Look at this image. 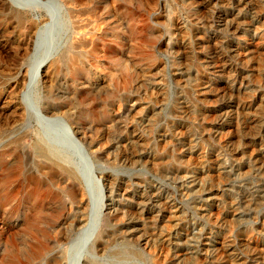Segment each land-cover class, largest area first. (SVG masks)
<instances>
[{"label": "rangeland", "instance_id": "rangeland-1", "mask_svg": "<svg viewBox=\"0 0 264 264\" xmlns=\"http://www.w3.org/2000/svg\"><path fill=\"white\" fill-rule=\"evenodd\" d=\"M17 1L0 0V177L13 164L19 181L39 177L41 156L64 158L93 229L53 250L72 215L65 199L18 194L0 209V264H55V251L62 264H264V0L215 1L222 28L197 0ZM32 27L41 41L18 55ZM71 35L76 51L46 69L30 102L18 97L15 123L4 96L20 69L32 77L36 56ZM46 106L72 114L79 146L59 143Z\"/></svg>", "mask_w": 264, "mask_h": 264}, {"label": "bare ground", "instance_id": "bare-ground-1", "mask_svg": "<svg viewBox=\"0 0 264 264\" xmlns=\"http://www.w3.org/2000/svg\"><path fill=\"white\" fill-rule=\"evenodd\" d=\"M11 4L14 2H19L17 0H9ZM48 1V0H46ZM51 1V0H50ZM55 3L59 0H52ZM69 3H75L76 0H66ZM189 1V0H187ZM199 1V8H204L207 9L208 12H211L213 16H216L215 19L217 21L215 22L218 28H222L223 25L227 23L229 16L226 13L220 12L219 9L215 6L214 2L218 0H197ZM62 2V1H61ZM67 2V3H68ZM219 2V1H218ZM217 2V3H218ZM13 3V4H14ZM64 3V2H63ZM84 3V2H83ZM185 3V2H184ZM243 3V2H242ZM12 4V6H14ZM16 4V3H15ZM72 4V5H73ZM190 5V4H189ZM246 7L249 6V0H245ZM71 8V7H70ZM192 8V7H191ZM254 8V7H253ZM100 9V8H99ZM241 10V9H240ZM190 11V10H189ZM248 11V10H247ZM256 12V11H255ZM104 13V12H103ZM253 13V12H252ZM70 14V13H69ZM236 14V13H235ZM234 15V14H233ZM89 16V15H88ZM98 16V15H97ZM239 16V15H238ZM83 17V16H82ZM231 17V16H230ZM71 19V17H70ZM103 20V19H102ZM186 20V19H185ZM231 20V19H230ZM237 20V19H236ZM81 21V20H80ZM100 22V21H99ZM214 22V21H213ZM85 23V22H84ZM195 23L200 28V21L198 19H195ZM240 23V22H239ZM237 22V25L239 24ZM243 23V22H242ZM195 25V26H196ZM250 25V24H249ZM44 25L43 27H45ZM85 26V25H83ZM243 25L241 24L240 27ZM247 26V25H246ZM261 26V25H260ZM41 27L40 30L43 28ZM87 27V26H86ZM90 27V26H89ZM216 27V28H217ZM85 28V27H84ZM110 28V27H109ZM113 28V27H112ZM15 29V28H14ZM26 29V28H25ZM40 30L38 33H40ZM33 31L34 27L29 28L25 33L22 34V41L21 43L17 46V54L18 55H30L35 48L39 45V42L41 41V38L39 37V34L37 35L36 41L32 43L33 39ZM90 31V30H89ZM255 31V30H254ZM188 32V31H186ZM12 33V32H11ZM72 33L73 30H72ZM1 34V33H0ZM262 34V31L256 30L254 32V35L260 36ZM2 35V34H1ZM91 35V34H90ZM92 36V35H91ZM3 38V37H2ZM213 35L212 33L204 39L203 37H200L197 42V46L201 45L202 43H205L206 41H212ZM80 40V39H79ZM89 41V40H88ZM119 41V40H118ZM205 41V42H204ZM83 42V41H81ZM90 42V41H89ZM76 42L72 41V35L70 39L66 41V45L60 46H52L49 48H44L38 56L35 58V73L33 74L32 77H30V72L27 69H20V73L18 78L13 79L15 80L12 85H11V90L9 95L4 96L5 99H7L12 106V114L11 117L13 116L14 122L15 123H20L23 118L25 117L22 112H20V107L18 104V97L21 100L22 103V98L26 99L28 97V93L31 90V86H35L38 82L39 79L43 78V75L46 73V69L51 67L52 68V74H57L61 67L65 64H67L70 60V56L72 52L76 51L75 49L77 48L76 45L74 44ZM84 44V43H83ZM85 44L88 45V42ZM97 44V43H96ZM82 45V44H81ZM91 45V43H90ZM89 45V46H90ZM95 45V44H92ZM32 46V47H31ZM75 47V48H74ZM80 47V46H79ZM98 47V46H96ZM32 48V49H31ZM103 49V48H102ZM214 50V49H213ZM92 51V50H91ZM232 51V50H231ZM89 54V53H88ZM95 54V53H94ZM75 55V54H74ZM96 55V54H95ZM92 56V55H91ZM94 56V55H93ZM80 57V56H79ZM115 59V58H114ZM78 61V60H77ZM76 62V61H75ZM76 64V63H75ZM72 65V64H71ZM77 65V64H76ZM122 71H127L128 65L124 64L122 66ZM93 68V67H92ZM178 74V73H177ZM229 74V73H228ZM48 75V74H46ZM53 76V75H52ZM48 77V76H47ZM52 78V77H51ZM208 78V77H207ZM244 79V78H243ZM56 80V79H55ZM184 81V80H183ZM144 82V81H143ZM10 83V82H9ZM209 83V82H208ZM242 83V82H241ZM231 84V83H230ZM207 84L204 85L202 88V91H204L207 86ZM10 86V85H9ZM185 90V89H184ZM6 91V90H5ZM8 91V90H7ZM244 91V90H243ZM81 93V92H80ZM205 93V92H204ZM93 94V93H92ZM203 95V93H202ZM26 97V98H25ZM30 99V97H28ZM195 98V97H194ZM4 101V100H3ZM25 101V102H26ZM30 102V101H27ZM230 102V101H229ZM244 102V101H243ZM3 103V102H2ZM5 104V103H4ZM9 104V103H8ZM30 104V103H29ZM28 104V105H29ZM23 105V104H22ZM196 105V104H195ZM244 105V104H243ZM252 105V104H251ZM205 106V105H204ZM262 106V105H261ZM11 107V106H10ZM24 107V106H23ZM26 109V108H25ZM94 111V110H93ZM39 112V111H38ZM69 112V111H68ZM26 113H28V110L26 109ZM43 114L45 117H47L56 128L59 130V135H57V138L59 139L62 143H65L67 140L71 141L73 144L76 146H79L83 141L77 138L78 135L76 133L80 134V129L73 127V125L70 123V121L67 118H73L72 114L70 116L65 112V109L60 108V109H55L51 106H46L43 108ZM30 115V114H29ZM63 115V116H62ZM28 116V115H27ZM30 117V116H29ZM67 117V118H65ZM255 121V120H254ZM13 122V121H12ZM24 122V121H22ZM18 123V124H19ZM256 123V122H255ZM27 124V123H25ZM76 130V131H75ZM72 131V133H71ZM82 135V134H81ZM45 138V137H44ZM202 138V137H201ZM50 140V139H49ZM48 141V140H47ZM65 141V142H64ZM53 142V141H52ZM58 143V142H57ZM80 143V144H79ZM87 144V143H86ZM65 145V144H64ZM184 146V145H183ZM42 150V149H41ZM45 150V149H44ZM43 150V151H44ZM66 150V149H65ZM50 151V150H49ZM67 152V151H66ZM192 152V151H191ZM139 153V152H138ZM51 154V155H50ZM65 154V153H63ZM251 154V153H250ZM224 155V154H223ZM53 153L48 152V154H45V156H41V165H38V174L39 177L32 175L33 177L23 178L24 180L19 181V178H21L20 174H18V171L16 170L18 166L11 165L9 166V169L7 168L6 171L3 170L4 174L2 173L0 177V209H4L11 200L16 197L18 194H21L24 196V198L29 202V203H35L38 204V206L41 203H44L46 200H55V201H61L62 199H65V208H68L69 211L72 213V215L66 220V224L63 226L57 233V236L54 239L53 243V250L56 249L59 245H64L66 241H68L69 238V233L71 230L76 229L82 233V236L84 237L89 236L90 233H92L93 227H89V217H88V208H87V200L86 197L89 196L86 187L84 186L83 182L80 177L76 175V173L72 170L71 167L63 163V159H61L59 156H56V159L52 158ZM150 156V155H149ZM54 157V156H53ZM40 158V157H38ZM66 158V157H65ZM252 158V157H251ZM205 160V159H204ZM218 160V159H216ZM54 161V164L52 163ZM25 164V163H24ZM202 165V164H201ZM221 165V164H220ZM262 166V165H261ZM262 168V167H261ZM24 169V168H23ZM203 170V169H202ZM23 171V170H22ZM200 172V171H199ZM23 173V172H22ZM20 175V176H19ZM201 184V182H200ZM216 187V186H215ZM205 188V187H204ZM20 195V196H21ZM91 195V194H90ZM109 195V194H108ZM108 199V196H107ZM222 199V198H221ZM54 201V202H55ZM108 200H106L107 202ZM34 204V205H35ZM12 205V204H11ZM49 205V204H48ZM62 205V204H61ZM106 204V208H107ZM61 208V207H60ZM59 208V209H60ZM34 209V208H33ZM41 210V208H38ZM63 209V208H62ZM239 209V208H238ZM3 211V210H2ZM39 211V210H38ZM43 211V210H42ZM63 210H60V212ZM37 212V209H36ZM58 211V214L60 213ZM64 212V211H63ZM135 212V211H134ZM149 212V211H148ZM234 212V211H233ZM34 213V212H33ZM39 213V212H37ZM62 213V212H61ZM60 213V214H61ZM63 214V213H62ZM235 214V213H233ZM238 214V213H236ZM39 215V214H38ZM37 215V216H38ZM43 215V214H42ZM57 216V215H56ZM61 216V215H60ZM177 216V215H176ZM66 217V216H65ZM134 218V217H133ZM39 219V216H38ZM37 219V220H38ZM34 220V221H37ZM39 222V221H38ZM37 222V223H38ZM130 222V221H128ZM36 223V225H37ZM64 224V223H63ZM170 225V224H169ZM34 226V223H33ZM32 225H30L29 228H31ZM39 227V226H36ZM60 227V226H59ZM84 227H87L86 229H83ZM31 230V229H30ZM34 230V228H33ZM38 230V229H37ZM35 229V231H37ZM58 230V229H57ZM29 231V230H28ZM39 231V230H38ZM31 232V231H30ZM36 235V234H35ZM42 236V235H41ZM40 238V237H39ZM225 238V237H224ZM45 239V237L43 238ZM41 240V239H40ZM69 243V242H68ZM39 244V242H38ZM225 244V243H224ZM222 245V244H221ZM229 246V244H228ZM225 247H227L225 245ZM49 248V246H48ZM61 248V247H60ZM220 248V247H219ZM34 250V249H33ZM47 250V246H41L39 247V254L41 255ZM52 250V251H53ZM37 251V250H36ZM35 252V251H34ZM234 252V251H233ZM50 253V252H49ZM60 253V251H59ZM58 251L51 252L49 254L50 260L55 262V264H62V259L60 260ZM230 253V252H229ZM15 255V254H14ZM211 255V254H210ZM14 257V256H13ZM17 257V256H16ZM207 257V256H206ZM78 262L80 263L83 256L81 254L78 255ZM16 259V258H15ZM24 259V258H23ZM45 259V258H44ZM221 259V258H220ZM18 260V259H17ZM234 260V259H232ZM243 262V261H242ZM85 263V260H84ZM88 262H86L87 264ZM4 264V263H3ZM53 264V263H52Z\"/></svg>", "mask_w": 264, "mask_h": 264}]
</instances>
